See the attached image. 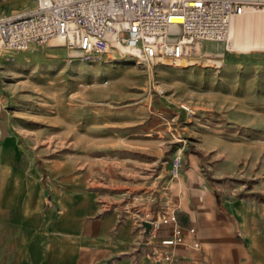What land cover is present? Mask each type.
Returning a JSON list of instances; mask_svg holds the SVG:
<instances>
[{
  "label": "rangeland",
  "instance_id": "obj_1",
  "mask_svg": "<svg viewBox=\"0 0 264 264\" xmlns=\"http://www.w3.org/2000/svg\"><path fill=\"white\" fill-rule=\"evenodd\" d=\"M263 17L251 18L249 45L264 39ZM201 49L190 64L142 62L115 48L83 58L48 42L3 49L0 138L14 134L41 162H76L87 190L139 220L181 194L259 215L264 48Z\"/></svg>",
  "mask_w": 264,
  "mask_h": 264
},
{
  "label": "crops",
  "instance_id": "obj_2",
  "mask_svg": "<svg viewBox=\"0 0 264 264\" xmlns=\"http://www.w3.org/2000/svg\"><path fill=\"white\" fill-rule=\"evenodd\" d=\"M34 6L35 0H0V18ZM17 141L12 133L0 138V264H156L153 252L162 246L146 219L87 190L76 162H41ZM174 197L179 203L160 211H175L181 224L196 227L200 247L177 248L188 264H264V212L233 216L225 202L208 209L200 198ZM171 231V223L161 225L157 237Z\"/></svg>",
  "mask_w": 264,
  "mask_h": 264
},
{
  "label": "built area",
  "instance_id": "obj_3",
  "mask_svg": "<svg viewBox=\"0 0 264 264\" xmlns=\"http://www.w3.org/2000/svg\"><path fill=\"white\" fill-rule=\"evenodd\" d=\"M259 12L264 0H35L31 10L0 18V51L56 39L83 58L115 48L147 63H191L204 41L232 50L234 22ZM181 107L192 111L186 102ZM146 217L162 246L153 252L156 264H188L177 248L200 247L196 227L181 224L175 211L148 210ZM170 223L171 233L157 237Z\"/></svg>",
  "mask_w": 264,
  "mask_h": 264
},
{
  "label": "bare ground",
  "instance_id": "obj_4",
  "mask_svg": "<svg viewBox=\"0 0 264 264\" xmlns=\"http://www.w3.org/2000/svg\"><path fill=\"white\" fill-rule=\"evenodd\" d=\"M255 15H264V12H259V13H254L252 15H250V17H246V19H244V21H240V20H236L234 22V31H233V39H232V44L230 46H232V49H235V50H238V51H244V50H240V49H250V48H264V39H261L260 41L256 42L255 40V43H253V45H249V40L248 37H249V34H248V31L250 29H248L250 26L249 23H250V20L253 16ZM253 19V18H252ZM263 20H264V17L261 18V20H259V23H263ZM253 21V20H252ZM255 23V22H254ZM252 25V24H251ZM253 27L256 28L255 24H253ZM253 29V28H252ZM251 29V30H252ZM254 31V29H253ZM254 34V32H253ZM259 35V34H258ZM247 38V39H246ZM244 39H246V41H243ZM242 40V41H241ZM205 42V41H204ZM209 42H215V43H221L225 46L226 48V45L223 43V42H217V41H209ZM240 42V43H239ZM57 43H61L59 40H56V39H53L51 40L48 44L50 45H55ZM249 51V50H248ZM73 54V52H72ZM76 53L73 54V56L75 55ZM77 55V54H76ZM221 56H222V52H221ZM216 60V59H215ZM182 62H186L185 60L184 61H180L179 63H182ZM216 62L219 64V65H222L223 64V59H219V60H216ZM190 64V63H188Z\"/></svg>",
  "mask_w": 264,
  "mask_h": 264
},
{
  "label": "water",
  "instance_id": "obj_5",
  "mask_svg": "<svg viewBox=\"0 0 264 264\" xmlns=\"http://www.w3.org/2000/svg\"><path fill=\"white\" fill-rule=\"evenodd\" d=\"M143 225L147 228V230L151 227V223L149 221H144Z\"/></svg>",
  "mask_w": 264,
  "mask_h": 264
}]
</instances>
